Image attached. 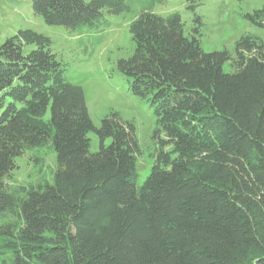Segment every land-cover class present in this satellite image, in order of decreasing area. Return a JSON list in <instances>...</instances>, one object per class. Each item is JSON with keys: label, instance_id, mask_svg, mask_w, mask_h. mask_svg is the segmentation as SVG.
Returning a JSON list of instances; mask_svg holds the SVG:
<instances>
[{"label": "trees", "instance_id": "1", "mask_svg": "<svg viewBox=\"0 0 264 264\" xmlns=\"http://www.w3.org/2000/svg\"><path fill=\"white\" fill-rule=\"evenodd\" d=\"M29 1L79 35L105 12L132 15L134 49L116 70L155 116L153 163L137 185L134 121L110 109L95 126L51 39L17 30L0 44V264H264L262 38L205 52L200 17L185 34L179 13L153 12L165 0ZM200 1L184 0L192 12ZM243 16L264 28V6ZM43 148L50 179H7L26 150L41 168Z\"/></svg>", "mask_w": 264, "mask_h": 264}, {"label": "rangeland", "instance_id": "2", "mask_svg": "<svg viewBox=\"0 0 264 264\" xmlns=\"http://www.w3.org/2000/svg\"><path fill=\"white\" fill-rule=\"evenodd\" d=\"M263 6L264 0H201L192 12L186 8L184 0H165L155 4L153 12L161 16L179 13L185 34L196 25L194 16L198 15L201 19V48L205 52L225 49L234 56L235 42L241 34L251 32L264 41V28L253 25L243 16ZM104 17L106 25L98 30H86L79 35L60 26L47 25L41 17L33 14L29 0H0V44L21 28H29L48 36L52 41V51L68 66L69 79L82 87L85 104L95 126L99 125L100 118L110 109L117 111L123 119L134 121L141 148V154L136 160V184L140 185L153 163L150 135L155 125V116L127 90L125 80L116 70V60L128 57L134 49L129 32L132 15L128 12H105ZM30 48L25 46L24 51ZM223 69L231 71L230 63H224ZM88 137L90 151H97V136L90 131ZM105 142L107 144L109 140ZM32 152L26 150L15 158L16 167L7 178L9 181L51 178L55 167L54 152L46 148L40 150L43 155L41 168L31 160Z\"/></svg>", "mask_w": 264, "mask_h": 264}]
</instances>
